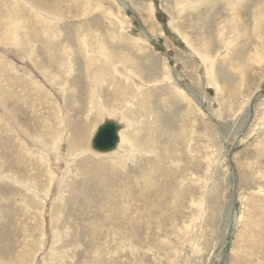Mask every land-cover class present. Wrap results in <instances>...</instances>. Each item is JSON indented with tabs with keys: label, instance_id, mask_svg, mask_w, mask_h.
I'll return each mask as SVG.
<instances>
[{
	"label": "rangeland",
	"instance_id": "obj_1",
	"mask_svg": "<svg viewBox=\"0 0 264 264\" xmlns=\"http://www.w3.org/2000/svg\"><path fill=\"white\" fill-rule=\"evenodd\" d=\"M0 264H264V0H0Z\"/></svg>",
	"mask_w": 264,
	"mask_h": 264
},
{
	"label": "bare ground",
	"instance_id": "obj_2",
	"mask_svg": "<svg viewBox=\"0 0 264 264\" xmlns=\"http://www.w3.org/2000/svg\"><path fill=\"white\" fill-rule=\"evenodd\" d=\"M189 12V11H188ZM41 23H42V21H41ZM38 24V23H37ZM43 24V23H42ZM44 26H45V24H44ZM32 31V30H31ZM66 36H68L67 38H69V36L70 35H68V33H67V35ZM72 36V35H71ZM30 37V36H29ZM31 39V38H30ZM33 39H34V37H33ZM70 39V38H69ZM103 41V40H102ZM83 45V44H82ZM108 56V55H107ZM178 86V85H177ZM117 88V87H116ZM177 91V90H176ZM183 91V90H182ZM188 91V90H187ZM145 92V91H144ZM178 92H179V94H177L178 96H180V97H183V98H185L186 97V92H185V94L183 93V92H181V90H179L178 89ZM120 96H121V94H120ZM126 96V95H125ZM147 96L149 97V94H147ZM188 96V95H187ZM116 100H118L119 99V92H117L114 96H113ZM146 97V96H145ZM149 99V98H148ZM190 100V99H189ZM191 101H193L192 100V98H191ZM150 102V101H149ZM170 102V101H169ZM168 102V103H169ZM194 102V101H193ZM147 103V102H146ZM145 104V103H144ZM170 104V103H169ZM177 105V104H176ZM163 106V105H162ZM178 106V105H177ZM175 107V106H174ZM150 108V107H149ZM151 109H152V107H151ZM168 109V108H167ZM149 110V109H148ZM154 110V109H153ZM174 110V109H173ZM172 110V111H173ZM150 111V110H149ZM162 111V110H161ZM159 111V114H160V116H159V118H157L158 120H157V122L155 123V125H156V127H160V128H158V130L157 131H155L154 132V134H156V137H155V139L157 140L158 138H159V134L161 135V136H164L166 133H165V129H164V125H163V119H169V118H167L168 116H169V113H170V111H169V109L168 110H166L168 113H167V115H162V112H164V111ZM122 112V111H121ZM124 113V112H123ZM127 113V112H126ZM125 113V114H126ZM153 113V112H152ZM151 113V114H152ZM120 114V113H119ZM165 114H166V112H165ZM143 115V114H142ZM137 118H138V116L137 115H135ZM135 116H134V118H135ZM166 116V117H165ZM123 117V116H122ZM124 117H125V115H124ZM131 117V116H130ZM144 117V116H143ZM133 119V118H132ZM137 121V120H136ZM116 124V123H115ZM101 125V124H100ZM117 125V124H116ZM124 124H122L121 126H123ZM118 127H119V130L121 129L120 128V126L119 125H117ZM99 127V126H98ZM163 127V128H162ZM11 128V127H10ZM16 128V127H15ZM8 130V129H7ZM123 133V132H122ZM95 134V133H94ZM94 134H93V136H94ZM154 134H152V133H150V135H149V138L152 136V135H154ZM78 135L80 136V133H78ZM117 135H118V139H119V136L121 137V135H123V134H120V131H118V133H117ZM59 137V136H58ZM93 138V137H92ZM122 140H123V142H125L126 144H127V139H126V137L125 136H123L122 138H121ZM154 139V140H155ZM60 140V139H59ZM149 139L148 138H144L143 140H138V142L136 143V144H130V143H128V145L130 146L129 148H130V151H129V157H128V159H131V150H133V149H135V148H137V147H141V145H143V143H145V144H147V141H148ZM52 142V141H51ZM118 142H120V141H118ZM158 142V141H157ZM121 143L122 142H120V144L119 145H121ZM153 143V142H152ZM159 143V142H158ZM156 144V143H155ZM52 145V144H51ZM58 146V145H57ZM56 147V146H55ZM143 148V147H142ZM160 148H161V146H160ZM189 149V148H188ZM135 150H137V149H135ZM144 151V150H143ZM153 151V150H152ZM87 152H88V150H87ZM117 152V151H116ZM146 152H148V151H146ZM122 153V152H121ZM138 153V152H137ZM145 153V152H144ZM191 153V152H190ZM127 154V153H126ZM125 154V155H126ZM139 154V153H138ZM116 155V154H115ZM166 155V154H165ZM127 159V158H126ZM142 160V159H141ZM141 160H139V162H141ZM137 162H138V160L136 161V164H137ZM149 162V161H148ZM148 164V163H147ZM141 165V164H140ZM166 167V166H165ZM135 171H136V169H135V167H132L131 169H129L128 170V172L127 173H125L124 175H122V177H121V174H119L116 178H115V181H114V183H113V186H112V188H111V191H110V193L108 194V196L107 197H105L104 198V202H107V201H109L111 198H112V194L113 193H115L119 198H120V200H121V202L123 201V198L126 196V195H130L131 194V192L133 191V189L139 184V182H140V180H138V178L139 177H137V178H134L136 175H135ZM151 171V170H150ZM47 173V172H46ZM144 180V179H143ZM149 180V179H148ZM92 180H89V182H91ZM46 182V181H45ZM151 182V181H150ZM135 183H136V185H135ZM60 191V190H59ZM81 194H79L78 196H80ZM135 196V195H134ZM144 196V195H143ZM38 197H40V196H38ZM42 197V196H41ZM83 199L84 200H89L90 199V196L88 195V194H84L83 196ZM130 197V196H129ZM131 198V197H130ZM43 199V198H42ZM128 203V202H127ZM124 204V203H123ZM123 204H122V206H123ZM132 204H133V201H130L129 202V204H124L125 205V207L127 206H132ZM142 210V209H141ZM127 211H128V213H129V210L127 209ZM127 213V214H128ZM134 216V215H133ZM130 220H132L131 218H125L123 221H121V222H123L124 224H126V222H128V221H130ZM233 220V219H232ZM133 221V220H132ZM122 223V224H123ZM233 223V222H232Z\"/></svg>",
	"mask_w": 264,
	"mask_h": 264
},
{
	"label": "water",
	"instance_id": "obj_3",
	"mask_svg": "<svg viewBox=\"0 0 264 264\" xmlns=\"http://www.w3.org/2000/svg\"><path fill=\"white\" fill-rule=\"evenodd\" d=\"M119 127L112 121H104L97 127L91 139V149L99 153L113 151L118 145Z\"/></svg>",
	"mask_w": 264,
	"mask_h": 264
}]
</instances>
